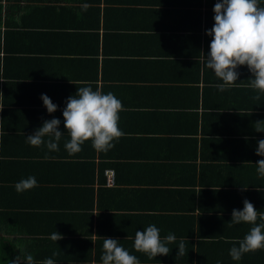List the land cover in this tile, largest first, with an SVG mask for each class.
I'll list each match as a JSON object with an SVG mask.
<instances>
[{"label": "crops", "instance_id": "1", "mask_svg": "<svg viewBox=\"0 0 264 264\" xmlns=\"http://www.w3.org/2000/svg\"><path fill=\"white\" fill-rule=\"evenodd\" d=\"M215 2L0 0L3 264L20 252L34 264H102L105 236L140 264H264V249L238 261L229 255L252 227L232 224V210L247 198L264 212L255 164L264 159L255 152L264 132L253 127L264 120V93L249 87L246 66L237 86L218 90L205 56ZM88 85L122 101L124 135L112 149L97 152L88 141L69 155L66 131L59 151L26 143L45 119L59 118L64 131L66 98ZM42 93L56 112H47ZM29 176L38 186L18 193L15 183ZM149 225L161 239L176 237L168 255L149 259L133 248L136 231ZM181 240L185 254L176 257Z\"/></svg>", "mask_w": 264, "mask_h": 264}, {"label": "clouds", "instance_id": "2", "mask_svg": "<svg viewBox=\"0 0 264 264\" xmlns=\"http://www.w3.org/2000/svg\"><path fill=\"white\" fill-rule=\"evenodd\" d=\"M89 7L90 4L84 3L81 10L86 12ZM213 12L214 24L206 29L211 41L205 56L206 67L212 69L217 79L222 81L217 84L218 90L224 92L237 86L240 76L237 69L246 66L252 74L249 87L264 93V6H261V0H216ZM40 98L49 114L57 111L58 105L47 94L42 93ZM253 98L259 99V96ZM65 105L62 109L64 131L59 128V118L45 119L34 133L26 135V143L35 147L45 145L49 151H59V141L66 131L69 139L65 141L64 148L69 155H74L81 152L82 145L88 141L97 152H107L114 147V141L124 135L119 128V113L124 110L123 104L112 92L105 94L100 88L93 90L90 85L82 86L66 98ZM253 127L257 132H264V120L255 121ZM45 137L48 139L45 140ZM257 144L256 155L264 157V139H259ZM255 164L257 173L264 177V159ZM36 186L38 182L34 176L21 179L14 185L18 193ZM258 219L262 222L257 223ZM230 222L252 225L242 239L232 242L229 255L233 260L238 261L245 253L264 249V212H259L247 198L243 200L242 210H232ZM62 238L58 231L50 236L56 242ZM175 240L174 234L161 239L160 229L149 225L142 231H136L133 248L154 259L158 255H168L172 249L167 244ZM177 248L176 257L183 256V240ZM55 255L57 253L54 252ZM100 259L102 264H140L137 256L118 243V238L106 236ZM10 264H34V258L31 254L22 255L20 252ZM42 264L56 262L46 258Z\"/></svg>", "mask_w": 264, "mask_h": 264}, {"label": "built area", "instance_id": "3", "mask_svg": "<svg viewBox=\"0 0 264 264\" xmlns=\"http://www.w3.org/2000/svg\"><path fill=\"white\" fill-rule=\"evenodd\" d=\"M106 175H107L109 183H113L114 182V178H115L114 171L113 170H108L106 172Z\"/></svg>", "mask_w": 264, "mask_h": 264}, {"label": "trees", "instance_id": "4", "mask_svg": "<svg viewBox=\"0 0 264 264\" xmlns=\"http://www.w3.org/2000/svg\"><path fill=\"white\" fill-rule=\"evenodd\" d=\"M1 255H2V253L0 252V264H3L2 260H1Z\"/></svg>", "mask_w": 264, "mask_h": 264}]
</instances>
